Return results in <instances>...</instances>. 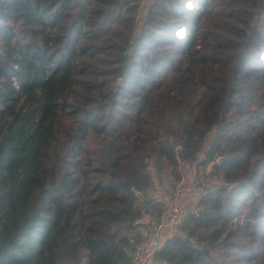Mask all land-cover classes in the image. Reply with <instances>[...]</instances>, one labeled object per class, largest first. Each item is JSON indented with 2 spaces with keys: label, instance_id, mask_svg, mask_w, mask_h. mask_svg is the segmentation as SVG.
Wrapping results in <instances>:
<instances>
[{
  "label": "trees",
  "instance_id": "obj_1",
  "mask_svg": "<svg viewBox=\"0 0 264 264\" xmlns=\"http://www.w3.org/2000/svg\"><path fill=\"white\" fill-rule=\"evenodd\" d=\"M140 3L0 0V264H134L180 150L147 264H264V0Z\"/></svg>",
  "mask_w": 264,
  "mask_h": 264
},
{
  "label": "built area",
  "instance_id": "obj_2",
  "mask_svg": "<svg viewBox=\"0 0 264 264\" xmlns=\"http://www.w3.org/2000/svg\"><path fill=\"white\" fill-rule=\"evenodd\" d=\"M180 161V157H178ZM203 185L201 190H194L192 192V199H195L197 194L205 192V186L207 183L201 182ZM177 193L170 195L166 199L165 211L162 218L156 221L153 225L154 229H148L146 231L147 239H143L139 242L133 252L134 264H147L154 259V254L161 244L166 240V235H171L179 230L180 225L185 219L186 209L184 206L183 198L188 192L187 189L180 186L176 189ZM193 200H185L188 204ZM193 203V202H192ZM191 203V205H192ZM147 244V246H145Z\"/></svg>",
  "mask_w": 264,
  "mask_h": 264
},
{
  "label": "rangeland",
  "instance_id": "obj_3",
  "mask_svg": "<svg viewBox=\"0 0 264 264\" xmlns=\"http://www.w3.org/2000/svg\"><path fill=\"white\" fill-rule=\"evenodd\" d=\"M154 0H141V3H140V7H139V12H138V27H137V30H139L143 24V21L145 19V16H146V13L148 11V8L149 6L153 3ZM259 121L261 122H264V110H261L260 114H259ZM260 122V123H261ZM180 157V156H179ZM180 170H181V173H182V176H181V180L179 182H177V186L175 188L173 187H168L169 189H164L163 186H161L162 188L160 189V187L158 186V189H154L152 190V188H150V196H152V194H160V197L161 196H165L168 197L170 195H173L174 193H177L176 189L178 186L182 187V188H185L188 190V192L185 194L184 198H183V202H184V206H185V209H186V213L188 210H190L194 205H196L198 203V200L199 198L202 196V193L200 194H197V195H194L196 196L195 199H192L191 196L193 195L192 192L194 190H201V188L203 185L201 182H205L207 183V185H209V181H210V185L209 187L212 185V186H216L217 185V179H215L214 176H211L210 175V171H211V168H212V164L213 162L209 163L207 165V167H201L199 166L198 168H192L193 165L189 164V163H184L181 161L180 159ZM154 182L157 183V180L154 179ZM154 187H155V184H154ZM206 188V186H205ZM165 197V199H166ZM156 198H159V196H157ZM193 200L191 201L189 204L188 202H185V200ZM193 202V203H192ZM192 203V205H191ZM164 206V211H165V207H166V204L163 205ZM163 211V213H164ZM163 213L161 214V216L157 217L154 219V221L150 222L148 224L147 227H144L142 228V231L144 233V238L143 239H147V236H146V231L148 229H151L153 227V225L155 224L156 221H159L161 218H162V215ZM146 221V219H145ZM154 223V224H153ZM154 229V227L152 228V230ZM170 235H166L165 238H168ZM142 239V240H143ZM31 259H27L25 261H23L22 263H18V264H31ZM14 264H17V263H14Z\"/></svg>",
  "mask_w": 264,
  "mask_h": 264
},
{
  "label": "water",
  "instance_id": "obj_4",
  "mask_svg": "<svg viewBox=\"0 0 264 264\" xmlns=\"http://www.w3.org/2000/svg\"><path fill=\"white\" fill-rule=\"evenodd\" d=\"M261 4H263V0H261ZM179 154L181 157H184L185 156V150H180ZM140 195L142 196V194H140Z\"/></svg>",
  "mask_w": 264,
  "mask_h": 264
},
{
  "label": "clouds",
  "instance_id": "obj_5",
  "mask_svg": "<svg viewBox=\"0 0 264 264\" xmlns=\"http://www.w3.org/2000/svg\"><path fill=\"white\" fill-rule=\"evenodd\" d=\"M145 246H147V244H145Z\"/></svg>",
  "mask_w": 264,
  "mask_h": 264
}]
</instances>
